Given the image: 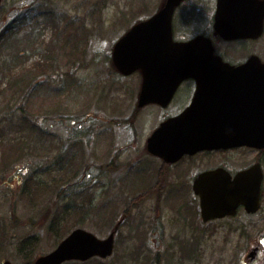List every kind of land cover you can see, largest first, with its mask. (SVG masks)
<instances>
[{
  "label": "rangeland",
  "instance_id": "1",
  "mask_svg": "<svg viewBox=\"0 0 264 264\" xmlns=\"http://www.w3.org/2000/svg\"><path fill=\"white\" fill-rule=\"evenodd\" d=\"M163 1L2 0L0 264H33L76 227L101 239L117 228L114 255L89 264H245L258 230L264 236V211L244 221H179L177 207L196 218L188 187L162 204L155 194L132 200L136 171L152 159L145 142L162 120L156 109H137L140 77L121 76L109 56ZM205 13L177 30L179 16L176 35L205 30ZM14 23L18 30L6 29ZM259 53L264 60V36ZM217 158L228 156L201 155L197 170Z\"/></svg>",
  "mask_w": 264,
  "mask_h": 264
},
{
  "label": "water",
  "instance_id": "2",
  "mask_svg": "<svg viewBox=\"0 0 264 264\" xmlns=\"http://www.w3.org/2000/svg\"><path fill=\"white\" fill-rule=\"evenodd\" d=\"M183 0H167L164 8L153 18L131 29L115 46L113 57L118 70L130 75L142 70L145 79L140 96V106L166 103L177 86L192 75H212L198 79L200 83L216 82L217 92L223 98H238L236 106H227L220 120L233 127L206 128L201 121H192V110L179 118L168 121L154 134L151 151L177 160L183 154L203 150L246 145L264 147V64L254 61L234 69L213 55L209 39L198 37L187 43H174L172 18L174 10ZM1 2V0H0ZM215 29L227 40L261 36L264 23V1L218 0ZM253 73L259 75V87L251 86L239 95L230 91L231 78ZM214 75V76H213ZM152 76V77H151ZM227 93V95H226ZM258 116L259 121L255 120ZM248 125V126H247ZM216 171L201 176L196 192L201 197L205 218H223L240 205L249 212H256L260 203L261 179L254 168L245 174L248 191L206 193L201 183ZM208 222V221H204ZM115 233L99 239L84 229L74 230L51 253L38 258L34 264H63L68 261L86 262L98 257L106 259L114 252ZM3 264H12L6 261Z\"/></svg>",
  "mask_w": 264,
  "mask_h": 264
},
{
  "label": "flooded vegetation",
  "instance_id": "3",
  "mask_svg": "<svg viewBox=\"0 0 264 264\" xmlns=\"http://www.w3.org/2000/svg\"><path fill=\"white\" fill-rule=\"evenodd\" d=\"M194 1L199 5V7L208 6V8H206L205 11L196 8L193 6ZM217 1L218 0L184 1L176 9L174 14L173 27H176V19L179 16H182V25L180 23V26H178L177 30H180V28L185 25L191 28L189 24L193 21V18L197 16V13L203 14L208 12L211 20L209 21V24H205V30L200 29V32L197 31L198 33H185L186 35L184 36H177V33L174 32V39L179 41H188L197 35H205L212 40L215 54L219 56L223 62L234 68L245 66L251 61L259 63V57L264 62L259 53V38L227 41L215 33L214 18L217 9ZM190 6L192 7L189 10ZM180 10H182V13ZM195 33H197L196 36L193 35ZM203 76L204 75H194L184 80L167 106L164 107L157 104L150 105L142 109L141 113L147 109H156L162 120L159 124L161 125L165 121L178 117L187 112L190 108H192L194 102L196 101L197 106L190 115L192 121H195L196 123L201 121L202 126L206 128L233 127L234 125L222 123L220 120L223 119L222 116L225 114L223 110L227 108V106H236L240 100L238 98L230 97L223 98L215 90H206L204 88L201 89L198 79L202 78ZM231 80L234 81H231L228 86L230 87V91H232L236 96L245 92L248 87H259L258 74H241L231 78ZM216 86L218 87L220 85L218 83L211 85L212 88H216ZM137 114H140V112L135 113V115ZM255 120L259 121L258 116H256ZM147 140L145 142V149L148 156L153 160L147 159L143 167L136 171L138 175L135 179V183L139 185L138 191H140V194L139 196L133 197V201H135L137 198L140 200H146L147 197L155 194L154 200L156 199L157 203L162 204L161 202L165 200V194L174 190L183 192V190H185L184 188L188 187L190 194H192L193 199L196 201V218H191L192 212L187 211L180 213V208L177 207L176 212L177 215L179 214V221H207L205 220L206 218L204 217L201 208V199L196 192V183L198 179L201 176L207 175L209 173L221 171L222 173L211 175L201 183V187L205 189L202 192L244 193L249 190L245 174L255 168L258 173V179L262 175L260 209H258V211L253 214L248 212L245 205L240 204L235 215H230L223 219H210L208 221H244V219L253 217L259 219V216L262 215L264 211V149L259 150L249 147H235L227 150L222 149L216 151H204L197 154H185L174 162H168L166 159L155 156L148 152ZM201 155H214V157L227 155L228 158L212 159L204 164V166H210L204 168L203 170H197L199 167L197 160ZM152 161L156 163L158 169H155L153 172H149L147 169ZM170 174H173L172 177H168ZM161 216L162 215L159 213L158 217ZM156 221H160V218H158ZM257 234L259 243L256 244V246L253 247L252 250L245 256V264H261V262L264 261V236H262L259 240V230Z\"/></svg>",
  "mask_w": 264,
  "mask_h": 264
},
{
  "label": "trees",
  "instance_id": "4",
  "mask_svg": "<svg viewBox=\"0 0 264 264\" xmlns=\"http://www.w3.org/2000/svg\"><path fill=\"white\" fill-rule=\"evenodd\" d=\"M11 27H13V25H10ZM7 29V28H6ZM16 29V28H15ZM12 32H15V30H11ZM4 34H2V36H3ZM76 228H78V227H76ZM66 237V236H65ZM96 260H98V259H93V260H91V261H89V262H87L86 264H89V263H91V262H93V261H96ZM100 261V260H99ZM32 264V263H31ZM66 264H77V262H70V263H66Z\"/></svg>",
  "mask_w": 264,
  "mask_h": 264
},
{
  "label": "bare ground",
  "instance_id": "5",
  "mask_svg": "<svg viewBox=\"0 0 264 264\" xmlns=\"http://www.w3.org/2000/svg\"><path fill=\"white\" fill-rule=\"evenodd\" d=\"M119 40H120V38L117 40V42L114 45H116L119 42Z\"/></svg>",
  "mask_w": 264,
  "mask_h": 264
}]
</instances>
